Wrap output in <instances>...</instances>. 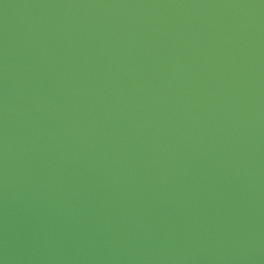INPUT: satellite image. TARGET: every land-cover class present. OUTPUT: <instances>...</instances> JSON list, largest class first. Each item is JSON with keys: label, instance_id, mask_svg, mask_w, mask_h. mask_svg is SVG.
<instances>
[{"label": "water", "instance_id": "obj_1", "mask_svg": "<svg viewBox=\"0 0 264 264\" xmlns=\"http://www.w3.org/2000/svg\"><path fill=\"white\" fill-rule=\"evenodd\" d=\"M0 264H264V0H0Z\"/></svg>", "mask_w": 264, "mask_h": 264}]
</instances>
